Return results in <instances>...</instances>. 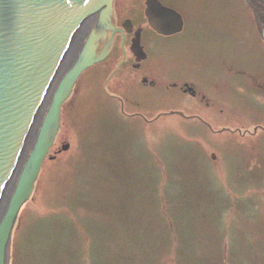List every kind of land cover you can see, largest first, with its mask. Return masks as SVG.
Wrapping results in <instances>:
<instances>
[{
	"label": "rangeland",
	"instance_id": "1",
	"mask_svg": "<svg viewBox=\"0 0 264 264\" xmlns=\"http://www.w3.org/2000/svg\"><path fill=\"white\" fill-rule=\"evenodd\" d=\"M166 1L199 28L211 67L240 68L227 116L214 131L128 120L81 81L11 264H264V135L251 134L264 126V0Z\"/></svg>",
	"mask_w": 264,
	"mask_h": 264
},
{
	"label": "water",
	"instance_id": "2",
	"mask_svg": "<svg viewBox=\"0 0 264 264\" xmlns=\"http://www.w3.org/2000/svg\"><path fill=\"white\" fill-rule=\"evenodd\" d=\"M96 1L0 0V264L58 152L62 105L110 50L113 0Z\"/></svg>",
	"mask_w": 264,
	"mask_h": 264
},
{
	"label": "flooded vegetation",
	"instance_id": "3",
	"mask_svg": "<svg viewBox=\"0 0 264 264\" xmlns=\"http://www.w3.org/2000/svg\"><path fill=\"white\" fill-rule=\"evenodd\" d=\"M148 9L158 16L159 29L147 16ZM187 20V13L166 0H113L110 50L79 76L71 95L84 81L85 96L107 98L116 117L146 123L184 120L214 131L210 119L227 116L223 89L239 67L229 72L224 65L211 67L209 55L194 50L203 34ZM237 111L234 106L230 116ZM251 134L264 135V126L254 127Z\"/></svg>",
	"mask_w": 264,
	"mask_h": 264
}]
</instances>
